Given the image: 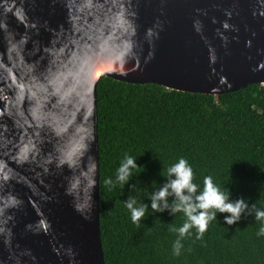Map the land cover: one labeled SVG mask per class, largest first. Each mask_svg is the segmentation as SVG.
I'll use <instances>...</instances> for the list:
<instances>
[{
    "label": "water",
    "instance_id": "obj_1",
    "mask_svg": "<svg viewBox=\"0 0 264 264\" xmlns=\"http://www.w3.org/2000/svg\"><path fill=\"white\" fill-rule=\"evenodd\" d=\"M264 84V0H0V264H104L97 84Z\"/></svg>",
    "mask_w": 264,
    "mask_h": 264
},
{
    "label": "trees",
    "instance_id": "obj_2",
    "mask_svg": "<svg viewBox=\"0 0 264 264\" xmlns=\"http://www.w3.org/2000/svg\"><path fill=\"white\" fill-rule=\"evenodd\" d=\"M97 132L104 264H264V237L257 236L264 220L252 210L254 205L264 210V84L208 95L102 77ZM126 156L142 167L124 187L106 186V179L115 183ZM181 158L193 168L197 195L211 176L222 190L230 189L231 201L245 200L248 211L238 222L227 225L230 214L217 213L202 238L192 228L181 239L178 229L187 217L151 209V194ZM129 197L148 205L138 223L126 208ZM173 200L170 195V206ZM178 239L182 248L176 256Z\"/></svg>",
    "mask_w": 264,
    "mask_h": 264
},
{
    "label": "clouds",
    "instance_id": "obj_3",
    "mask_svg": "<svg viewBox=\"0 0 264 264\" xmlns=\"http://www.w3.org/2000/svg\"><path fill=\"white\" fill-rule=\"evenodd\" d=\"M141 167L135 158L126 156L117 169L115 183L111 178L106 179L104 183L106 186L115 187L119 184L124 187L131 180L133 171ZM167 177V182L151 194L150 207L155 212L170 209L173 214L182 212L187 217V222L178 229L181 239L189 234L192 228L197 230V239L202 238L208 230L209 223L217 219V213H229L230 216L225 217V223L233 225L239 221L242 213L248 211V204L243 198L231 201L230 189L224 187L225 190H222L211 176L205 177L203 190L197 195L198 186L193 182V168L184 158L167 169ZM170 195L174 197L171 206L168 201ZM125 204L131 213L133 223H138L145 217L147 204L139 205L132 197H129ZM252 210L255 211L257 220H264V210L256 209L255 205ZM257 236L264 237V224L260 226ZM181 248L182 244L178 239L174 245V255L179 256Z\"/></svg>",
    "mask_w": 264,
    "mask_h": 264
}]
</instances>
